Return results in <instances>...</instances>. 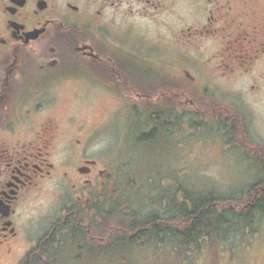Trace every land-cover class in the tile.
Segmentation results:
<instances>
[{
  "label": "flooded vegetation",
  "instance_id": "flooded-vegetation-1",
  "mask_svg": "<svg viewBox=\"0 0 264 264\" xmlns=\"http://www.w3.org/2000/svg\"><path fill=\"white\" fill-rule=\"evenodd\" d=\"M161 1L0 0V264H146L124 251L153 241L132 231L130 218L164 210L123 205L124 219L116 218L115 175L95 151L101 131L62 106L112 95L143 106L158 125L176 107L194 114L207 94L201 77L247 75L264 62V0H203L205 23L183 34L217 47L194 70L185 54L172 58L171 32L160 44ZM48 180L57 203L26 220L22 210ZM227 249L232 264L248 259L238 246Z\"/></svg>",
  "mask_w": 264,
  "mask_h": 264
},
{
  "label": "rangeland",
  "instance_id": "rangeland-1",
  "mask_svg": "<svg viewBox=\"0 0 264 264\" xmlns=\"http://www.w3.org/2000/svg\"><path fill=\"white\" fill-rule=\"evenodd\" d=\"M232 1L237 6L245 0ZM204 5L203 0H162L158 15L160 44L165 43L162 38L169 39L171 32L175 38L172 58L177 51L185 54L183 61L190 64L191 70L194 69L190 66L201 64L203 54L207 56L217 47L212 38L197 46L183 34L197 21L205 23ZM175 67L179 76L181 68L179 64ZM259 75L263 78L255 80ZM237 76L201 77V88H206L207 94L205 100L197 101L198 109L191 111L194 114H181L176 107L172 112L161 113L158 125L143 106L136 105L135 109L133 101L112 95L94 101L87 98L78 106L70 100L69 105L62 106L65 113L73 108L72 112L79 111L81 122L101 131L96 134L95 151L115 175L112 186L119 189L115 203L121 212L123 205H130L126 209L143 210L146 214L154 204H176L184 194L197 198L211 192L232 200L240 198L241 203H233L234 208L247 210L244 206L256 190L249 194L251 186L264 178V62L254 72ZM65 91L72 92L68 88ZM228 123L231 124L227 126ZM155 125L158 131L153 134ZM151 133L152 136L141 138ZM57 192L55 181L51 180L35 191L22 210L26 220L37 222L50 206L54 207ZM255 229L253 237L233 244L240 248L241 256L248 258L244 264H264V220ZM209 246H195L180 253L170 245L145 241L125 244L124 251L145 256L146 264H212L219 258V264H232L227 248ZM11 263L8 259L7 264Z\"/></svg>",
  "mask_w": 264,
  "mask_h": 264
},
{
  "label": "trees",
  "instance_id": "trees-1",
  "mask_svg": "<svg viewBox=\"0 0 264 264\" xmlns=\"http://www.w3.org/2000/svg\"><path fill=\"white\" fill-rule=\"evenodd\" d=\"M152 133L141 138L146 139ZM254 189V195L248 200V205L252 207L245 208L247 210L234 208L233 203H241L240 198L232 200L212 192L197 198L184 194L180 203L154 204L165 206L160 214L152 211L139 216L135 212L133 219L130 218L134 224L131 230L139 231V236L152 237L159 245H170L171 249L180 253H187L195 246L200 249L208 245V248L212 245L211 249L233 247L241 238L252 237L255 228L264 220V178L251 186L249 194ZM114 213L120 214L119 220L125 217V212L119 209ZM166 230L171 231L170 236Z\"/></svg>",
  "mask_w": 264,
  "mask_h": 264
}]
</instances>
